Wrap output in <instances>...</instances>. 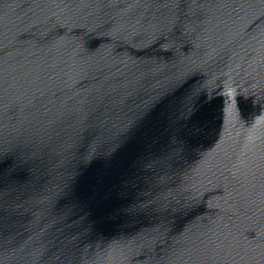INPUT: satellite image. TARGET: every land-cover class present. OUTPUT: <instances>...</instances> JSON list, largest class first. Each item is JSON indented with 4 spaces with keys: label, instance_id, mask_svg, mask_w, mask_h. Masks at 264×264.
Returning a JSON list of instances; mask_svg holds the SVG:
<instances>
[{
    "label": "water",
    "instance_id": "95a60500",
    "mask_svg": "<svg viewBox=\"0 0 264 264\" xmlns=\"http://www.w3.org/2000/svg\"><path fill=\"white\" fill-rule=\"evenodd\" d=\"M0 264H264V0H0Z\"/></svg>",
    "mask_w": 264,
    "mask_h": 264
}]
</instances>
